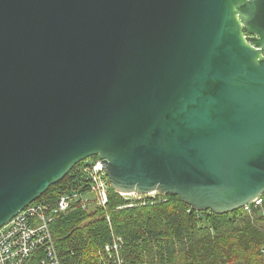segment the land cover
I'll return each mask as SVG.
<instances>
[{
	"label": "water",
	"instance_id": "water-1",
	"mask_svg": "<svg viewBox=\"0 0 264 264\" xmlns=\"http://www.w3.org/2000/svg\"><path fill=\"white\" fill-rule=\"evenodd\" d=\"M93 156L119 193L262 196L264 0H0V227Z\"/></svg>",
	"mask_w": 264,
	"mask_h": 264
},
{
	"label": "trees",
	"instance_id": "trees-1",
	"mask_svg": "<svg viewBox=\"0 0 264 264\" xmlns=\"http://www.w3.org/2000/svg\"><path fill=\"white\" fill-rule=\"evenodd\" d=\"M84 163L76 164L39 199L54 203L64 193L87 188ZM262 197L263 203L251 211L219 214L197 211L169 193L133 202L111 187L105 207L60 215L51 228L64 264H95L94 253L111 240L112 232L124 239L121 264H264Z\"/></svg>",
	"mask_w": 264,
	"mask_h": 264
},
{
	"label": "built area",
	"instance_id": "built-area-1",
	"mask_svg": "<svg viewBox=\"0 0 264 264\" xmlns=\"http://www.w3.org/2000/svg\"><path fill=\"white\" fill-rule=\"evenodd\" d=\"M95 157L87 158L81 168L89 187L64 193L54 203L37 199L0 227V264H64L56 246L52 222L60 215L78 209L105 207L109 202L112 186L105 171L104 160ZM156 193L159 192L121 194L134 202L155 196ZM262 203L263 197L259 196L243 208L251 211L253 206ZM107 219L110 221L109 215ZM121 243H124V239L117 237L113 242H106L101 249L110 258L116 254Z\"/></svg>",
	"mask_w": 264,
	"mask_h": 264
},
{
	"label": "bare ground",
	"instance_id": "bare-ground-1",
	"mask_svg": "<svg viewBox=\"0 0 264 264\" xmlns=\"http://www.w3.org/2000/svg\"><path fill=\"white\" fill-rule=\"evenodd\" d=\"M117 237H121L123 239V237L121 235H118V234H115V233H112V237H111V240H109L108 242H113L114 238H117ZM107 242V243H108ZM122 244H119L118 248H117V251L115 252L116 254H114L113 257H110L105 255L104 252L102 251V247H99L96 252L94 253V259H95V264L98 263V264H114V262H116V258L118 257V261H117V264H121L122 261H121V257H119V254L121 252V249H122ZM57 246V245H56ZM120 250V251H119Z\"/></svg>",
	"mask_w": 264,
	"mask_h": 264
},
{
	"label": "rangeland",
	"instance_id": "rangeland-1",
	"mask_svg": "<svg viewBox=\"0 0 264 264\" xmlns=\"http://www.w3.org/2000/svg\"><path fill=\"white\" fill-rule=\"evenodd\" d=\"M82 171V170H81ZM82 174H83V172H82ZM89 187V186H88Z\"/></svg>",
	"mask_w": 264,
	"mask_h": 264
}]
</instances>
